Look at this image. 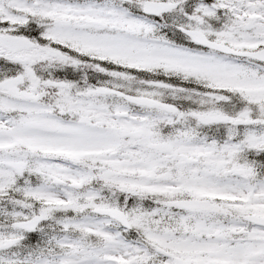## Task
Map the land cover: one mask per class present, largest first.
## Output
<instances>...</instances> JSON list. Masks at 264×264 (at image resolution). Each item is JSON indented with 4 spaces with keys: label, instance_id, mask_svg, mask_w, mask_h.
Here are the masks:
<instances>
[{
    "label": "snow or ice",
    "instance_id": "snow-or-ice-1",
    "mask_svg": "<svg viewBox=\"0 0 264 264\" xmlns=\"http://www.w3.org/2000/svg\"><path fill=\"white\" fill-rule=\"evenodd\" d=\"M0 264H264V0H0Z\"/></svg>",
    "mask_w": 264,
    "mask_h": 264
}]
</instances>
